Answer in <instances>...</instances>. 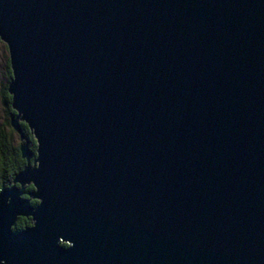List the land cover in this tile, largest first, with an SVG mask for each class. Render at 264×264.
I'll use <instances>...</instances> for the list:
<instances>
[{"label":"water","instance_id":"95a60500","mask_svg":"<svg viewBox=\"0 0 264 264\" xmlns=\"http://www.w3.org/2000/svg\"><path fill=\"white\" fill-rule=\"evenodd\" d=\"M0 40V264H264V0H0Z\"/></svg>","mask_w":264,"mask_h":264},{"label":"trees","instance_id":"16d2710c","mask_svg":"<svg viewBox=\"0 0 264 264\" xmlns=\"http://www.w3.org/2000/svg\"><path fill=\"white\" fill-rule=\"evenodd\" d=\"M6 68V82L0 86V102L5 112V120L2 125H0V190L11 185L12 179L15 174L20 171L26 164L25 160L21 157L19 144L15 145L13 142V137L15 130L11 127L10 116L15 114V111L11 107V95L7 90L8 82L12 76V71L9 64V59L5 64ZM20 126L23 133L27 136L29 140V147L33 151V156H35L36 141L29 129L28 125L21 121ZM33 189L32 185L26 187L27 191ZM26 196V195H25ZM33 205L37 204V201L31 199ZM31 225V219L27 217H18L15 225L12 227L14 231L23 229L26 226ZM67 245V244H63Z\"/></svg>","mask_w":264,"mask_h":264},{"label":"rangeland","instance_id":"374dc122","mask_svg":"<svg viewBox=\"0 0 264 264\" xmlns=\"http://www.w3.org/2000/svg\"><path fill=\"white\" fill-rule=\"evenodd\" d=\"M7 58H8V51H7L6 44L0 40V86L1 84L6 82L5 64L7 62ZM4 120H5V112L3 111V107L0 102V125L4 123ZM13 142L15 145L19 144V146L22 142H24V140L19 141V134L16 131L14 133Z\"/></svg>","mask_w":264,"mask_h":264},{"label":"bare ground","instance_id":"6f19581e","mask_svg":"<svg viewBox=\"0 0 264 264\" xmlns=\"http://www.w3.org/2000/svg\"><path fill=\"white\" fill-rule=\"evenodd\" d=\"M8 58H9V55H8Z\"/></svg>","mask_w":264,"mask_h":264}]
</instances>
